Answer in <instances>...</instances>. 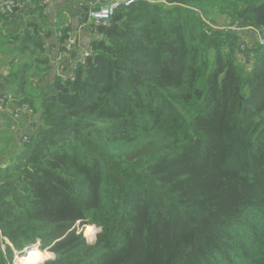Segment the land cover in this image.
<instances>
[{
  "label": "trees",
  "instance_id": "16d2710c",
  "mask_svg": "<svg viewBox=\"0 0 264 264\" xmlns=\"http://www.w3.org/2000/svg\"><path fill=\"white\" fill-rule=\"evenodd\" d=\"M35 2L20 46L0 25V95L36 114L0 127V264H264V0H135L51 80Z\"/></svg>",
  "mask_w": 264,
  "mask_h": 264
},
{
  "label": "crops",
  "instance_id": "0c3cea01",
  "mask_svg": "<svg viewBox=\"0 0 264 264\" xmlns=\"http://www.w3.org/2000/svg\"><path fill=\"white\" fill-rule=\"evenodd\" d=\"M4 0H0V4ZM19 6L14 9V14L1 22V27L8 33L19 30L20 40L16 46L25 41L27 32L32 31L29 21L34 18L31 14L35 0H16ZM39 1V0H38ZM106 0H48L43 6L46 17L45 28L48 35L39 36L43 41V54L49 59V71L44 80H51L56 75H69L78 57L90 50L91 40L97 36L94 27L87 19L85 13L92 8L104 5ZM38 5V4H37ZM61 28H68L69 34L75 39L74 47L70 52H60L58 44V32ZM34 37H38L35 36ZM10 56L0 54V78L8 72ZM17 105L13 102L7 103L0 112V127H7L5 123L10 122V131L30 132L36 119V114L22 115L19 119L13 118V111ZM16 142V140H13Z\"/></svg>",
  "mask_w": 264,
  "mask_h": 264
},
{
  "label": "built area",
  "instance_id": "2783aa9c",
  "mask_svg": "<svg viewBox=\"0 0 264 264\" xmlns=\"http://www.w3.org/2000/svg\"><path fill=\"white\" fill-rule=\"evenodd\" d=\"M41 4H46L48 0H39ZM135 0H106V3L104 5L99 6L98 8H92L89 9L85 15L87 19L91 22V24L98 26V25H107L109 23V20L111 19L112 15L114 14L115 10L121 6H128L131 3H133ZM16 6H19L18 2L16 0H4L0 4V13L9 15L14 12V9ZM224 28V27H223ZM231 30H239L238 27L229 26ZM58 35H60V31L58 32ZM75 39L70 35L67 40L65 41V46L68 50H70L74 46ZM259 43L264 44V36L259 37ZM89 54L88 52H85L80 55L78 58L79 63H83L85 57ZM74 68V66H73ZM73 70L69 74L70 78H73ZM0 78V83L1 82ZM5 95H0V112L3 111L5 107ZM33 110L32 108L27 104L23 103L21 106H18L13 111V118L19 119L22 115H32ZM84 226V225H83ZM98 229V228H97ZM79 231H82L83 228L78 229ZM97 231L94 235H96ZM39 241H36L23 249L19 251H15L12 263L10 264H36L40 261H36L34 263L31 262L32 256L36 254L38 251H47V250H40L39 248ZM42 261V260H41Z\"/></svg>",
  "mask_w": 264,
  "mask_h": 264
},
{
  "label": "rangeland",
  "instance_id": "374dc122",
  "mask_svg": "<svg viewBox=\"0 0 264 264\" xmlns=\"http://www.w3.org/2000/svg\"><path fill=\"white\" fill-rule=\"evenodd\" d=\"M8 123H9V122L5 123V125L8 126V125H7ZM7 154H8V153H7ZM83 227H84V226L78 227V229H80V228L82 229ZM97 230H98V229H97ZM80 232H81L82 235H85V234H84V230H82V231H80ZM95 236H96V235H94V236L92 237V239H88L87 237H84V238H85V240H86L87 242H92V241L95 239ZM41 252H42L44 255L47 254L46 251H41ZM48 252H49V251H48ZM50 257H52V254H51L50 256H48V257L43 258L42 261H43V260H46V259H48V258H50Z\"/></svg>",
  "mask_w": 264,
  "mask_h": 264
},
{
  "label": "bare ground",
  "instance_id": "6f19581e",
  "mask_svg": "<svg viewBox=\"0 0 264 264\" xmlns=\"http://www.w3.org/2000/svg\"><path fill=\"white\" fill-rule=\"evenodd\" d=\"M42 260V256L40 254V251L36 252V254L34 256H32L31 258V262L34 263L36 261H41Z\"/></svg>",
  "mask_w": 264,
  "mask_h": 264
},
{
  "label": "clouds",
  "instance_id": "9594fccd",
  "mask_svg": "<svg viewBox=\"0 0 264 264\" xmlns=\"http://www.w3.org/2000/svg\"><path fill=\"white\" fill-rule=\"evenodd\" d=\"M98 230H99V228H98ZM98 230H97V232H98Z\"/></svg>",
  "mask_w": 264,
  "mask_h": 264
},
{
  "label": "water",
  "instance_id": "95a60500",
  "mask_svg": "<svg viewBox=\"0 0 264 264\" xmlns=\"http://www.w3.org/2000/svg\"><path fill=\"white\" fill-rule=\"evenodd\" d=\"M51 253V252H50ZM52 254V253H51ZM52 256H53V254H52Z\"/></svg>",
  "mask_w": 264,
  "mask_h": 264
}]
</instances>
